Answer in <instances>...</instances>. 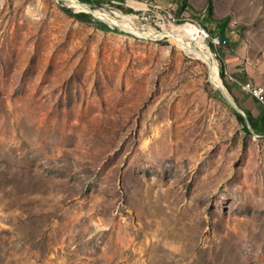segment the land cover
<instances>
[{"label":"rangeland","instance_id":"rangeland-1","mask_svg":"<svg viewBox=\"0 0 264 264\" xmlns=\"http://www.w3.org/2000/svg\"><path fill=\"white\" fill-rule=\"evenodd\" d=\"M83 2L107 15L0 0V264H264V127L225 63L264 54V0ZM186 21L228 38L222 87Z\"/></svg>","mask_w":264,"mask_h":264},{"label":"bare ground","instance_id":"bare-ground-1","mask_svg":"<svg viewBox=\"0 0 264 264\" xmlns=\"http://www.w3.org/2000/svg\"><path fill=\"white\" fill-rule=\"evenodd\" d=\"M67 1L72 2V5H75L81 9L94 11L97 15H99L101 17H105L107 15L106 13L102 12L100 9H93L91 4L80 3V2H77L76 0H67ZM112 18H114V17H112ZM125 22H126V20H125ZM199 27H204V26H202L200 23L198 25L197 23L186 21V22L181 23L178 26H176L175 27L176 33L172 32V34L177 36L175 38V40H177L178 43H180L183 47H185L191 51H195L199 55H202L205 59H207V61L209 62V66H210L211 79L213 80V82L217 86L222 87L223 84H222L221 79L219 77L218 63H217V61H213L210 57V55H212L213 57H215L216 55L211 50L209 51L210 52V54H209L207 49L206 50L203 49L205 46L203 44L204 37H203V35H201L199 33V30H198ZM218 37H223V36L218 35ZM212 45L217 46L216 44H212ZM215 59H217V58H215ZM231 78H232V76H231Z\"/></svg>","mask_w":264,"mask_h":264},{"label":"crops","instance_id":"crops-1","mask_svg":"<svg viewBox=\"0 0 264 264\" xmlns=\"http://www.w3.org/2000/svg\"><path fill=\"white\" fill-rule=\"evenodd\" d=\"M225 63L230 72H233L232 74L242 81H252L258 84L264 82V54L251 61L245 60L244 57H232L227 59ZM248 95L242 102L250 116L256 121L259 120L258 122L264 127V105L255 97Z\"/></svg>","mask_w":264,"mask_h":264},{"label":"built area","instance_id":"built-area-1","mask_svg":"<svg viewBox=\"0 0 264 264\" xmlns=\"http://www.w3.org/2000/svg\"><path fill=\"white\" fill-rule=\"evenodd\" d=\"M198 30L199 33L203 35L204 39H209V44H216L219 47L228 42L227 37H218V35H213L212 33H209L205 27H199ZM210 57L213 61H217V59H215V57H213L212 55H210ZM232 81L237 83L245 92L255 97L260 103L264 105V82L258 84L253 83L252 81H242L233 74Z\"/></svg>","mask_w":264,"mask_h":264},{"label":"trees","instance_id":"trees-1","mask_svg":"<svg viewBox=\"0 0 264 264\" xmlns=\"http://www.w3.org/2000/svg\"><path fill=\"white\" fill-rule=\"evenodd\" d=\"M81 1H95V0H81ZM63 9L70 15L76 17L77 19L81 20V21H85V22H88V23H92L93 22V19H92V16L90 13L88 12H84V11H81V12H75L73 11L71 8L69 7H66V6H63ZM107 30H112L109 26L106 27ZM117 31V29H115ZM223 72H225L223 70ZM224 76L226 73H223ZM227 77V76H226ZM250 115V114H249ZM258 120V119H257ZM259 121V120H258Z\"/></svg>","mask_w":264,"mask_h":264},{"label":"water","instance_id":"water-1","mask_svg":"<svg viewBox=\"0 0 264 264\" xmlns=\"http://www.w3.org/2000/svg\"><path fill=\"white\" fill-rule=\"evenodd\" d=\"M77 2H80V3H84L83 1H81V0H76Z\"/></svg>","mask_w":264,"mask_h":264}]
</instances>
